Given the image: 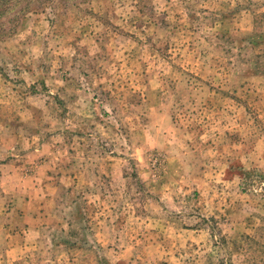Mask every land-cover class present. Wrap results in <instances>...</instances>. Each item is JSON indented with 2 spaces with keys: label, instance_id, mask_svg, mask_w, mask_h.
Masks as SVG:
<instances>
[{
  "label": "rangeland",
  "instance_id": "obj_1",
  "mask_svg": "<svg viewBox=\"0 0 264 264\" xmlns=\"http://www.w3.org/2000/svg\"><path fill=\"white\" fill-rule=\"evenodd\" d=\"M0 264H264V0H0Z\"/></svg>",
  "mask_w": 264,
  "mask_h": 264
}]
</instances>
